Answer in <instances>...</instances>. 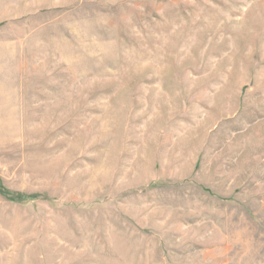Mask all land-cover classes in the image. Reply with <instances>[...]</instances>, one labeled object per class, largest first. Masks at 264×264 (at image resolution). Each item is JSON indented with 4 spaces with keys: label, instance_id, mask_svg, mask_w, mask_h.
Here are the masks:
<instances>
[{
    "label": "rangeland",
    "instance_id": "obj_1",
    "mask_svg": "<svg viewBox=\"0 0 264 264\" xmlns=\"http://www.w3.org/2000/svg\"><path fill=\"white\" fill-rule=\"evenodd\" d=\"M0 264H264V0H0Z\"/></svg>",
    "mask_w": 264,
    "mask_h": 264
},
{
    "label": "trees",
    "instance_id": "obj_2",
    "mask_svg": "<svg viewBox=\"0 0 264 264\" xmlns=\"http://www.w3.org/2000/svg\"><path fill=\"white\" fill-rule=\"evenodd\" d=\"M12 200H17L14 196H12V198H11Z\"/></svg>",
    "mask_w": 264,
    "mask_h": 264
}]
</instances>
